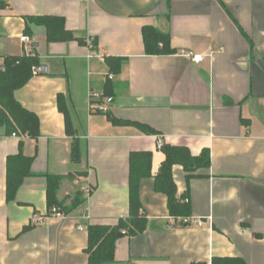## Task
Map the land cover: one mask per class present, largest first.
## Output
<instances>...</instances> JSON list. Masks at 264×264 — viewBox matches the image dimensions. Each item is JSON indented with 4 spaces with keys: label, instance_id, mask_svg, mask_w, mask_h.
<instances>
[{
    "label": "crops",
    "instance_id": "crops-1",
    "mask_svg": "<svg viewBox=\"0 0 264 264\" xmlns=\"http://www.w3.org/2000/svg\"><path fill=\"white\" fill-rule=\"evenodd\" d=\"M30 17L62 18L76 40L49 44ZM146 27L169 35L176 54L147 56ZM90 44L105 61L88 60ZM189 53L204 60L195 64ZM23 56L37 57L42 73L14 97L37 117L39 135L0 127V264H89L88 228L130 221L133 153L152 155L139 188L147 229L118 241L116 264H264V0H0V66ZM108 59L124 61L119 75ZM92 92L114 98L110 114L122 125L91 110ZM158 140L193 157L210 151V169L191 180L181 166L172 170L202 228L171 218L167 196L156 190L166 161ZM20 154L33 161L32 175L10 202L8 159ZM49 176L64 178L57 197L67 208L78 197L85 203L32 227L35 214L49 211Z\"/></svg>",
    "mask_w": 264,
    "mask_h": 264
},
{
    "label": "trees",
    "instance_id": "trees-1",
    "mask_svg": "<svg viewBox=\"0 0 264 264\" xmlns=\"http://www.w3.org/2000/svg\"><path fill=\"white\" fill-rule=\"evenodd\" d=\"M30 23L43 26L47 30V42L67 43L76 40L73 34L66 30L65 21L58 17H30ZM145 53L147 56H171L176 51L172 48L171 37L163 34L153 27H146L143 30ZM123 60L108 59L107 64L110 72L119 75L122 70ZM40 67L37 57L23 56L18 58H7L0 66V127H4L8 133L29 134L32 137L39 135V122L37 117L25 110L15 99V91L24 86L32 78V69ZM108 85V88H111ZM108 97L113 98L109 93ZM114 99V98H113ZM59 109L66 119V132L74 136V128L70 115L64 104V97H59ZM114 125L123 123L116 120L111 114L106 115ZM146 134H154L148 127L137 125ZM166 156V161L156 177V190L167 196L168 209L171 218L183 220L191 218L190 203H185V196H178L177 187L174 183L172 170L174 166H181L187 174V180H191L196 173L207 170L211 167L210 151L205 150L198 157H193L187 148H177L164 145L161 149ZM72 159L75 163L81 160V153L78 145H74ZM33 161L23 157L21 154L8 159V200L14 201L17 192L24 179L32 175L31 166ZM152 155L150 153H133L130 158V221H120L116 226H90L88 228L89 244L87 253L89 264H116V246L120 239L126 235L142 234L147 229V222L141 218L142 206L139 198L140 181L151 176ZM64 178L48 177V208H57L64 214L85 203L81 198H76L70 208L65 206V201L58 199V191ZM31 227L24 229V233ZM212 264H246L241 259L217 258Z\"/></svg>",
    "mask_w": 264,
    "mask_h": 264
},
{
    "label": "built area",
    "instance_id": "built-area-1",
    "mask_svg": "<svg viewBox=\"0 0 264 264\" xmlns=\"http://www.w3.org/2000/svg\"><path fill=\"white\" fill-rule=\"evenodd\" d=\"M21 43L26 44L27 46L31 45V40L28 37H22L20 39ZM89 55H88V60H99V61H105L106 59V55L104 52H98L96 51L94 45L90 44L89 47ZM188 58H190L192 60V62H194L195 64H200L203 60H204V56L203 55H195L193 53H189L187 55ZM32 73L34 76H39L42 73V69L39 67H34L32 69ZM113 77L110 76V79H112ZM114 103V99L111 97H105L102 94H98L95 92H92L90 94V105H91V110L94 113H99V114H104L107 115L111 112V107ZM16 136V135H14ZM163 147V143L162 141L158 140V148L161 150ZM86 199L88 200L92 194V188L90 187H86L83 190ZM185 203L188 204L189 200H185ZM51 218H58V219H65L66 216L64 213H62L60 210H58L57 208H53L52 210H49L47 212V214L45 215H38L35 214L32 217L31 220V226L32 227H39L42 226L46 221H48ZM84 219L87 221H90L91 218L89 215L84 216ZM181 225H185V226H196L199 228H202L203 226L206 225V223L198 220V219H194V218H187V219H183V220H179ZM82 230V229H81Z\"/></svg>",
    "mask_w": 264,
    "mask_h": 264
},
{
    "label": "water",
    "instance_id": "water-1",
    "mask_svg": "<svg viewBox=\"0 0 264 264\" xmlns=\"http://www.w3.org/2000/svg\"><path fill=\"white\" fill-rule=\"evenodd\" d=\"M45 72H46V69L44 68V69H43V73H45Z\"/></svg>",
    "mask_w": 264,
    "mask_h": 264
}]
</instances>
